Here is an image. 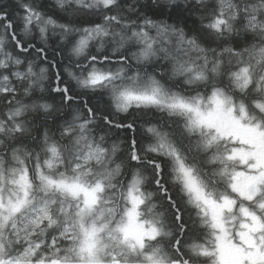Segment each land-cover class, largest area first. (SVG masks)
I'll return each mask as SVG.
<instances>
[{
    "label": "snow or ice",
    "instance_id": "6c2138e0",
    "mask_svg": "<svg viewBox=\"0 0 264 264\" xmlns=\"http://www.w3.org/2000/svg\"><path fill=\"white\" fill-rule=\"evenodd\" d=\"M0 264H264V0H0Z\"/></svg>",
    "mask_w": 264,
    "mask_h": 264
}]
</instances>
